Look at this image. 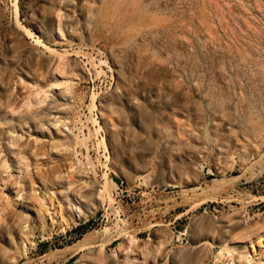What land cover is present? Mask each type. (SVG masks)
Returning <instances> with one entry per match:
<instances>
[{
  "label": "rangeland",
  "instance_id": "374dc122",
  "mask_svg": "<svg viewBox=\"0 0 264 264\" xmlns=\"http://www.w3.org/2000/svg\"><path fill=\"white\" fill-rule=\"evenodd\" d=\"M0 264H264V0H0Z\"/></svg>",
  "mask_w": 264,
  "mask_h": 264
},
{
  "label": "trees",
  "instance_id": "16d2710c",
  "mask_svg": "<svg viewBox=\"0 0 264 264\" xmlns=\"http://www.w3.org/2000/svg\"><path fill=\"white\" fill-rule=\"evenodd\" d=\"M116 181H118V179H115Z\"/></svg>",
  "mask_w": 264,
  "mask_h": 264
},
{
  "label": "crops",
  "instance_id": "0c3cea01",
  "mask_svg": "<svg viewBox=\"0 0 264 264\" xmlns=\"http://www.w3.org/2000/svg\"><path fill=\"white\" fill-rule=\"evenodd\" d=\"M130 118H132V116Z\"/></svg>",
  "mask_w": 264,
  "mask_h": 264
}]
</instances>
